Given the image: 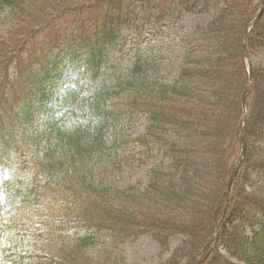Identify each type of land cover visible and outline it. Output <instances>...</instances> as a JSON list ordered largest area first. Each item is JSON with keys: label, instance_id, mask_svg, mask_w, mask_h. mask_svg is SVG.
<instances>
[{"label": "trees", "instance_id": "16d2710c", "mask_svg": "<svg viewBox=\"0 0 264 264\" xmlns=\"http://www.w3.org/2000/svg\"><path fill=\"white\" fill-rule=\"evenodd\" d=\"M258 7L0 0V167L11 204L0 205V264H184L203 246L238 156L248 79L242 28ZM186 13L204 21L181 34L178 54L168 41L144 48L156 25ZM133 34L130 53L117 56ZM247 47L255 62L246 151L217 242L194 264H264V9ZM63 69L78 75L69 78L76 87L47 125L35 126L33 101L19 99V89L29 76L48 89ZM143 239L156 251L131 252Z\"/></svg>", "mask_w": 264, "mask_h": 264}, {"label": "rangeland", "instance_id": "374dc122", "mask_svg": "<svg viewBox=\"0 0 264 264\" xmlns=\"http://www.w3.org/2000/svg\"><path fill=\"white\" fill-rule=\"evenodd\" d=\"M169 12L170 10L167 9ZM203 17H200L198 15H190V14H186L184 16V19L179 21V20H175V17L172 18L168 24L164 25H159L157 27V29L154 30V32H152V37L155 40H158L159 38V42H165L166 40L168 41V43L172 44L174 47V53L178 54L180 51L177 50L178 44H179V38H181V34L187 31H190L192 26L195 25L196 23H201ZM176 27H182L184 28V30H182L181 32H176L175 28ZM171 32H173L174 34L172 35ZM129 44L127 47L130 48ZM151 46H157L155 45H151ZM142 128V124L137 123L134 126V129L132 130V133H134L135 131L138 132L140 131ZM2 176H0V180H1ZM2 189L0 187V202H2ZM143 247L145 248L146 251H149L150 245L146 242H144ZM154 247V246H153Z\"/></svg>", "mask_w": 264, "mask_h": 264}, {"label": "water", "instance_id": "95a60500", "mask_svg": "<svg viewBox=\"0 0 264 264\" xmlns=\"http://www.w3.org/2000/svg\"><path fill=\"white\" fill-rule=\"evenodd\" d=\"M247 27H248V23L246 24V26H245V29H244V32H246V29H247ZM243 48H244V52H245V54L247 55V53H246V46H245V43H244V45H243ZM248 88L249 87H247V89H246V92L248 91ZM245 92V93H246ZM240 142H241V144H242V148H244V144H243V142H242V138H240ZM235 171V170H234ZM230 184V180H229V182H228V185ZM225 195H227V192L225 193ZM193 262V260L191 261V262H189L188 264H191Z\"/></svg>", "mask_w": 264, "mask_h": 264}]
</instances>
